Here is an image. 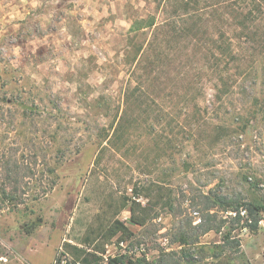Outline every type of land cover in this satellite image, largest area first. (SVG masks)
I'll return each mask as SVG.
<instances>
[{"label":"rangeland","instance_id":"obj_1","mask_svg":"<svg viewBox=\"0 0 264 264\" xmlns=\"http://www.w3.org/2000/svg\"><path fill=\"white\" fill-rule=\"evenodd\" d=\"M9 165L23 202L0 192V264L73 260L64 243L89 248L116 217L136 257L185 249L183 264H220L222 232L202 233L209 202L264 198V0H0L11 191ZM125 196L147 205L144 225ZM210 212L241 243L221 259L264 264V212L255 232L245 209L239 224L214 202Z\"/></svg>","mask_w":264,"mask_h":264},{"label":"trees","instance_id":"obj_2","mask_svg":"<svg viewBox=\"0 0 264 264\" xmlns=\"http://www.w3.org/2000/svg\"><path fill=\"white\" fill-rule=\"evenodd\" d=\"M154 25V19L152 17L148 18L147 21L137 20L134 21L132 26L130 27L131 30H140L147 26H153ZM30 110L33 112L34 107L32 106H26V111ZM61 129L60 127H58ZM54 138V137H53ZM30 143L36 144L33 139L30 138ZM60 153L62 150H59ZM35 157V159L38 158V151L31 153ZM30 168V167H29ZM8 174H7V180L8 182L13 184V189L11 191H8L6 189L7 182L0 185V192L3 195V197L13 205H17L18 203L23 202V198L18 195V177H11L12 174V167L9 165L7 167ZM139 190L141 188H137L135 193L139 196ZM20 196V197H19ZM125 198V205L123 206V209L126 207H130L131 210V221L135 224L144 225L147 220L150 218V213L147 205H142L141 201L137 200L133 197H124ZM207 200L210 199L209 196L206 197ZM212 201V198H211ZM213 202L226 209L227 211L236 212L235 221L239 224V222L242 219L241 212L242 209H245L248 212V217L254 220V223H250L249 227L252 230V232L257 231L258 229V222L261 219V213L264 212V198L258 199L253 198L250 200L245 199H231L228 198L226 195H216V199H214L212 202H209L210 204L206 207L207 211V217L206 222L202 225V233H207L211 230H215L216 232H222V243H219L216 245V248L218 250L213 251V256L219 260L220 264H233L235 257L232 255H229L227 260L221 259V257L226 253L227 248L235 251L236 253L240 250V240L233 237V230L234 228L230 227L227 228L226 231H222V228H226L224 222L218 218L216 213H211L210 209L212 207ZM140 212L141 213L140 215ZM245 227V226H244ZM135 232L129 227V225L119 219L114 218L111 223L99 234V236L93 241V244L91 247L86 248L83 246L75 245L70 242L64 243V252L65 253H72V257L74 259V262H80L81 264H99L104 260V254L107 252V246L115 243H120L122 241L130 240L135 236ZM179 240L181 244L189 245L195 240L191 239V235L188 234L187 231L180 232ZM198 240V239H196ZM1 256V254H0ZM189 256V253L185 251V249H182L180 252L178 251H163L160 253V255L154 259L150 260L147 258L146 255H143L141 257H138L136 260H133L132 258L128 257V264H183L184 259ZM57 261H59L60 264V258H56Z\"/></svg>","mask_w":264,"mask_h":264},{"label":"built area","instance_id":"obj_3","mask_svg":"<svg viewBox=\"0 0 264 264\" xmlns=\"http://www.w3.org/2000/svg\"><path fill=\"white\" fill-rule=\"evenodd\" d=\"M136 198V197H134ZM137 200H140L139 198H136ZM232 212V211H231ZM236 214V212H233ZM198 214V212H196V215ZM202 221V218L201 217H198L197 218V222H201ZM132 239L130 240H126V241H122L120 243H115L113 242L112 244L115 245L117 248L120 247V249H123V253L120 254V253H111L109 248L110 246L108 245L107 246V252L104 254V260L99 263V264H128L127 261H128V255L126 254H129L130 257L129 258H132L133 260H136L138 257H136V255H138L137 253L140 252V246H136L135 249H128V244L129 242H131ZM110 244V245H112ZM125 254V255H124ZM117 257H120L118 260L116 259ZM112 259H116L114 261H112ZM57 263H59V261H57ZM60 264H81L80 262H74V259H70L68 257L67 254H64L63 257L61 258L60 260Z\"/></svg>","mask_w":264,"mask_h":264}]
</instances>
